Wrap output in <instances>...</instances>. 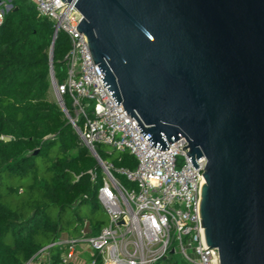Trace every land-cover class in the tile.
I'll return each instance as SVG.
<instances>
[{"label":"water","instance_id":"obj_1","mask_svg":"<svg viewBox=\"0 0 264 264\" xmlns=\"http://www.w3.org/2000/svg\"><path fill=\"white\" fill-rule=\"evenodd\" d=\"M61 3L144 138L162 152L185 137L195 169L206 158L205 247L220 264H264V0Z\"/></svg>","mask_w":264,"mask_h":264},{"label":"built area","instance_id":"obj_2","mask_svg":"<svg viewBox=\"0 0 264 264\" xmlns=\"http://www.w3.org/2000/svg\"><path fill=\"white\" fill-rule=\"evenodd\" d=\"M27 1L53 23L55 38L64 33L70 41L65 82L59 83L55 75L50 80L80 144L96 160L101 159L98 145L108 146V154L127 151L137 166L133 171H117L132 185L128 187L114 176L113 166L102 161L105 178L97 198L108 216L107 225L93 234L86 224L78 235L44 246L24 264H166L172 258L179 261L176 256L184 264H220L218 250L205 247L200 228L206 158L197 159L195 169L187 157L185 137L172 144L165 139L169 150L162 152L155 142L147 141L149 136L144 138L136 119L103 87L104 75L77 29L83 17L76 7L61 0ZM12 7V0L0 1V26ZM66 96L71 98L72 114ZM81 118L83 126H78Z\"/></svg>","mask_w":264,"mask_h":264},{"label":"trees","instance_id":"obj_3","mask_svg":"<svg viewBox=\"0 0 264 264\" xmlns=\"http://www.w3.org/2000/svg\"><path fill=\"white\" fill-rule=\"evenodd\" d=\"M12 5L0 26V264H24L65 233L74 237L89 224L97 234L106 224L97 217L103 169L50 100L51 65L64 83L70 41L64 33L54 40L53 23L39 16L34 4L12 0ZM71 104L66 96L72 114ZM109 152L98 145L114 176L132 186L117 171L135 170V157ZM166 264L184 263L172 258Z\"/></svg>","mask_w":264,"mask_h":264},{"label":"rangeland","instance_id":"obj_4","mask_svg":"<svg viewBox=\"0 0 264 264\" xmlns=\"http://www.w3.org/2000/svg\"><path fill=\"white\" fill-rule=\"evenodd\" d=\"M7 5L10 7L11 4H8V3H7ZM50 100H51L52 102H55V103L58 104V102H57V95H56L55 90H54V88L52 87V85H51V91H50ZM101 208H102V207H101ZM86 210H87V208H86L85 206L81 208V212H82V213H85ZM97 215H98L97 217H104V218L106 219V224H105V225H107V223H108V216L105 214L104 210L102 209V210H101V213H99V214H97ZM62 237L67 238V237H70V235L67 234V233H65ZM176 260H179L180 263L182 262V261L179 259L178 256H176ZM182 263H183V262H182Z\"/></svg>","mask_w":264,"mask_h":264}]
</instances>
